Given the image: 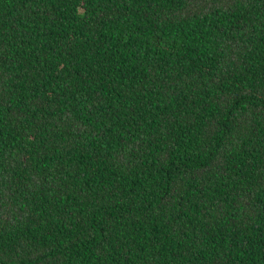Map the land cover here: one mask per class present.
Segmentation results:
<instances>
[{
    "label": "trees",
    "instance_id": "1",
    "mask_svg": "<svg viewBox=\"0 0 264 264\" xmlns=\"http://www.w3.org/2000/svg\"><path fill=\"white\" fill-rule=\"evenodd\" d=\"M0 264H264V0H0Z\"/></svg>",
    "mask_w": 264,
    "mask_h": 264
}]
</instances>
